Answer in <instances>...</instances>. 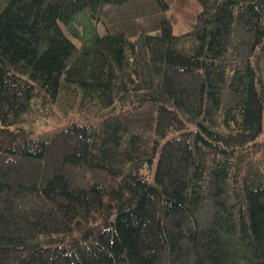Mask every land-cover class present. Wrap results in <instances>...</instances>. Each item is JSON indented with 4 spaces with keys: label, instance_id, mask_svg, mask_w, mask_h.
I'll use <instances>...</instances> for the list:
<instances>
[{
    "label": "trees",
    "instance_id": "trees-1",
    "mask_svg": "<svg viewBox=\"0 0 264 264\" xmlns=\"http://www.w3.org/2000/svg\"><path fill=\"white\" fill-rule=\"evenodd\" d=\"M0 264H264V0H0Z\"/></svg>",
    "mask_w": 264,
    "mask_h": 264
},
{
    "label": "rangeland",
    "instance_id": "rangeland-1",
    "mask_svg": "<svg viewBox=\"0 0 264 264\" xmlns=\"http://www.w3.org/2000/svg\"><path fill=\"white\" fill-rule=\"evenodd\" d=\"M177 13L181 16V12L183 11L181 6L177 7ZM179 20L182 22L183 18L179 17ZM66 121V117L60 111V107L58 104L51 106L48 113H41L39 116H36L31 121V125L28 126L34 130L35 134L42 133V131H49L59 125H62Z\"/></svg>",
    "mask_w": 264,
    "mask_h": 264
}]
</instances>
